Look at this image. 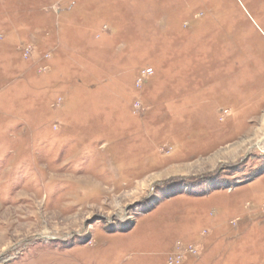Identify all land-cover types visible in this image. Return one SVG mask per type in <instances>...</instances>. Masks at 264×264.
<instances>
[{"label": "rangeland", "instance_id": "rangeland-1", "mask_svg": "<svg viewBox=\"0 0 264 264\" xmlns=\"http://www.w3.org/2000/svg\"><path fill=\"white\" fill-rule=\"evenodd\" d=\"M0 264H264V0H0Z\"/></svg>", "mask_w": 264, "mask_h": 264}, {"label": "built area", "instance_id": "built-area-1", "mask_svg": "<svg viewBox=\"0 0 264 264\" xmlns=\"http://www.w3.org/2000/svg\"><path fill=\"white\" fill-rule=\"evenodd\" d=\"M152 72V69L151 68H146V69H144L143 71H142V74H143V76L145 77V76H147V75H149L150 73ZM141 80H139V82H140ZM138 82V83H139Z\"/></svg>", "mask_w": 264, "mask_h": 264}, {"label": "bare ground", "instance_id": "bare-ground-1", "mask_svg": "<svg viewBox=\"0 0 264 264\" xmlns=\"http://www.w3.org/2000/svg\"><path fill=\"white\" fill-rule=\"evenodd\" d=\"M238 224V223H237Z\"/></svg>", "mask_w": 264, "mask_h": 264}]
</instances>
